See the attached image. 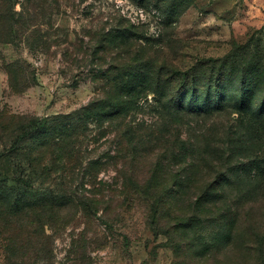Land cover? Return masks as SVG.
I'll return each mask as SVG.
<instances>
[{"label":"rangeland","instance_id":"obj_1","mask_svg":"<svg viewBox=\"0 0 264 264\" xmlns=\"http://www.w3.org/2000/svg\"><path fill=\"white\" fill-rule=\"evenodd\" d=\"M11 1L19 15L15 20L26 21L28 25L16 27L14 45H0V112L32 119L71 114L86 107L98 95H104L106 84L99 78L105 74L134 68L136 60L145 64L161 63L173 67L174 81L168 86L151 85L141 95L144 105H152L155 110L160 103H168L180 90L179 73L174 70L184 71L188 83L197 84L194 108L213 112L223 98L226 111L202 119L190 116V122L186 118L180 122L190 123L196 129L202 127V142L206 145L208 142L210 153L218 150L220 142L226 139L221 134L224 129L231 128L237 134L235 138L243 141L250 138L246 134L252 135L254 140H249L254 144L252 151L264 159V91L257 95L252 109L239 112L229 102L239 109L242 96H248V93H239L240 85L225 84L210 92L207 89L209 82L210 86L221 82L219 61L234 49L240 55L241 66L235 69L241 76L246 67L244 62L251 59L264 62V0H202L177 18L153 4L136 0ZM124 32L133 35L126 46L110 42L112 39L119 42ZM247 46L249 50H245ZM16 61L22 68L13 75L12 88L5 69ZM23 69L33 77L25 79L21 74ZM129 81L134 87L141 79ZM192 94L188 93L187 102ZM89 127L95 132L94 124ZM192 132L194 135L195 131ZM107 145L106 138L98 145L89 143L87 158L99 157ZM34 146L29 142L16 154L3 158V176L17 182L31 175L27 160ZM205 147L202 143V149ZM4 151L0 147V155ZM239 154L251 156L249 151ZM205 164L202 161L203 179ZM36 165L34 172L38 174L28 179V184L45 191L56 189V184H60L56 175L52 181L41 177L44 169L52 171L50 164L36 162ZM99 178L114 183L116 174L104 171L99 173ZM218 183L215 181L214 186ZM204 185L202 182V188ZM21 190L14 194L8 190L6 196L27 198L29 189L21 185ZM86 190V195L94 191L90 186ZM25 204L17 205L15 214L11 204L0 203V264H173L175 261L167 238L152 225L149 206L140 192L111 224H105L100 217L88 222L79 213L63 222L59 218L61 210H54L52 217H46L44 206L30 210Z\"/></svg>","mask_w":264,"mask_h":264},{"label":"trees","instance_id":"obj_2","mask_svg":"<svg viewBox=\"0 0 264 264\" xmlns=\"http://www.w3.org/2000/svg\"><path fill=\"white\" fill-rule=\"evenodd\" d=\"M136 1L153 4L177 18L202 0ZM17 16L11 0H0V45H14L16 27L28 25L26 21H16ZM131 35L124 32L119 42L116 39L110 42L126 46L132 41ZM238 60L237 49L220 60L221 82L211 86L209 82L207 89L210 92L225 84L240 85L239 93L248 96H242L239 109L232 101L229 106L248 112L254 107L257 95L264 91V62L261 59L244 62L246 67L241 76L235 69L241 66ZM134 65L99 78L106 84L104 95H98L86 107L71 114L32 119L0 112V147L5 148L0 155V203L11 204L15 214L17 205L27 202L25 207L30 210L44 206L46 217H52L54 210H61L59 218L63 222L79 213L88 222L100 217L105 224H111L140 192L149 206L152 225L167 238L174 252L173 264H264V159L252 151L254 144L249 141L254 140L252 135L246 134L250 138L243 141L235 138L237 134L231 128L224 129L221 134L226 139L220 142L221 147L208 152V142L207 145L202 142V127L192 128L180 119L190 122V116L202 119L223 113L224 99H219L213 112L194 108L197 84H189L184 71L175 69L180 77L179 92L154 110L152 105L141 102V95L151 85L171 84L173 67L138 60ZM20 68L22 64L16 61L5 69L12 88L11 79ZM21 74L25 79L33 77L26 69ZM131 78H140V84L133 87ZM189 92L193 94L187 102ZM209 97L210 93L205 98ZM90 124L95 125V132ZM103 138L109 147L99 157L87 158L89 143L98 145ZM29 142L35 144L27 160L31 175L17 182L3 176L2 159L16 154ZM202 143L206 149H202ZM246 151L251 156L241 157L239 153ZM202 161L206 163L205 179ZM36 162L50 164L52 171L44 169L41 177L52 181L56 175V181H60L56 189L45 191L28 184V179L38 174L34 172ZM110 170L116 174L114 183L99 178L100 172ZM215 181L219 182L217 186ZM21 185L29 189L27 198L20 195L7 198L8 190L20 193ZM86 186L94 189L90 195L85 194Z\"/></svg>","mask_w":264,"mask_h":264}]
</instances>
